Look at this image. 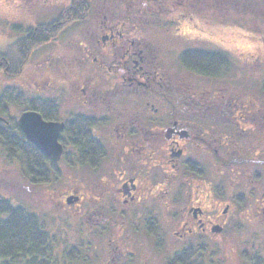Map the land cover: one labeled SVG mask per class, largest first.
Segmentation results:
<instances>
[{
	"label": "flooded vegetation",
	"instance_id": "af4514ba",
	"mask_svg": "<svg viewBox=\"0 0 264 264\" xmlns=\"http://www.w3.org/2000/svg\"><path fill=\"white\" fill-rule=\"evenodd\" d=\"M52 1L51 5L58 4ZM80 1L83 7L79 19L65 25L53 23V27L63 26L61 30L71 23L85 25L83 40L78 43L79 50L64 59L56 56L65 62L59 66L54 64L55 58L50 55L42 58L39 73L26 82L27 86L36 88L31 89L36 96L24 97L23 102L27 103L26 110L40 113L45 121L64 125L59 136L63 147L59 161L38 150L57 163V169L63 160L70 167L101 171L104 162L108 161L109 171L96 187L73 186L60 191L57 194L59 203L73 207L81 201L89 203L92 198L99 205L110 204L111 211L122 210L121 214L130 219L132 229L139 237L151 238V249L163 250L164 239L168 237L185 242L193 235L203 237L210 232L216 233L215 229H222L229 220L233 204L223 202L217 196L215 181L211 180L206 168L213 165L218 157L217 143L223 144L225 136L229 138L228 134L232 135L227 125L237 116L242 124L252 126L251 122L258 119L261 110H253L244 101L238 102L233 109L231 99L223 90L220 96L225 101H220L215 110L218 111L217 116H224L226 121L216 124L204 118L207 113L213 115L214 110L207 108L201 115L202 107L186 101L185 97L190 96V87L184 85V73L194 75L198 80L214 77L204 71L197 73L183 63L185 50L202 48H181L177 51L171 41L160 42L149 36L154 25L163 21L176 22L165 17L163 20L166 7L160 1L154 0L155 6L148 7L147 1L143 0V7L135 8L127 4L137 0H127V3L107 0L109 4L97 9L88 6L87 0ZM26 2L17 0L16 6L23 10ZM71 3L72 0H69L68 5L52 20L68 9ZM39 24L27 29L36 30ZM56 39L38 45L32 53ZM228 70L221 67L217 74L228 73ZM55 86L63 89H54ZM6 90L9 92L10 89ZM78 123L92 125V135L100 143L95 167L92 164L71 165L65 160L70 155L71 161L78 154L77 147L72 151L64 143L67 130L70 138L73 135L74 139L78 138L75 130ZM240 129L246 130L244 127ZM259 132L252 133L256 135ZM67 152L70 154L67 155ZM233 152L236 150L227 148L221 155L232 156ZM222 162L227 163L226 159ZM164 165L168 168L165 169ZM219 165L222 163L219 162ZM200 181L208 183V187L193 192L191 185L196 183L199 187L197 182ZM172 184L177 187L175 191L170 189ZM260 200L263 205L256 214L262 219L264 193ZM237 201L242 202L240 198ZM178 215L182 217L178 219ZM99 217L103 214H98ZM173 223L180 232L170 229ZM120 235H127L125 225L121 224L115 233L113 231L108 236L109 244L116 251L125 248L137 264H151L146 259L137 260L136 243L129 241L126 243L128 246H124L123 239L119 240ZM53 238L57 241L55 236ZM144 245L141 244V247ZM184 245L176 249L177 264L186 261L189 264H205L206 249L203 246L194 245L191 241ZM170 257L165 264H169Z\"/></svg>",
	"mask_w": 264,
	"mask_h": 264
},
{
	"label": "rangeland",
	"instance_id": "374dc122",
	"mask_svg": "<svg viewBox=\"0 0 264 264\" xmlns=\"http://www.w3.org/2000/svg\"><path fill=\"white\" fill-rule=\"evenodd\" d=\"M16 1L0 0V49L22 36L28 27L52 22L54 15L69 3V0H54V3L58 4L51 5L52 0H27V8L24 7L23 11L16 6ZM120 1L127 3V0ZM146 1L148 7L155 6L154 0ZM158 1L166 7L163 20L165 17L176 22L163 21L154 25L149 34L151 38L160 42L169 40L176 45L177 51L190 47L209 51L221 49L227 57L228 73H207L214 77L212 79L202 77L203 79L198 80L194 75L184 73V85L190 87V96L185 97L186 101L202 107L201 115H204L207 108L214 110L213 115L207 113L204 118L216 124L226 121L224 116H217L218 111L215 110L220 101H225L220 96L223 90L231 99L233 109L236 104L244 101L251 105L253 110H261L258 119L251 122L252 126H245L237 116L227 125L232 135L228 134L229 138L225 136L226 141L223 144L217 143L218 157L213 165L206 168L211 180L215 181L217 196L223 202L233 204L231 215L221 232H210V235L203 237L193 235L185 239V242L179 238L168 237L164 239L163 250L151 249V238L139 237L133 231L130 219L121 214L122 210L111 211L110 204L99 205L92 198L89 203L81 201L73 207L58 201L57 194L65 188L96 187L101 177L109 171L108 161L104 162L105 166L101 171H96L88 167H70L62 160L58 167V176L49 183L38 184L29 180L16 159H8L0 145V198H10L15 205L36 213L44 220L47 230L57 239L54 258L58 260V264H137L135 258L126 253L125 248L121 247L116 251L114 246L109 244L108 236L112 235L113 231L115 233L121 224L125 225L127 235H120L119 240L123 239L124 246H128L126 243L129 241L135 242L138 251L136 253L139 255L137 260L146 259L151 264H165L166 260L175 254L176 249L187 245V241L206 249L205 264H247L243 253L264 254V217L259 219L256 214L262 208L260 198L264 193V0ZM109 3L107 0H87V5L94 9ZM143 3V0H137L130 1L127 5L137 8L143 7ZM177 26L181 29H176ZM84 27L83 24L71 23L60 30L59 35L57 33L58 36L54 37H57L54 42L41 46L31 54L19 74L9 75L0 70V94L7 95L6 89H10L9 93L13 92L12 98L20 97V102L25 101L24 97H35L36 93L31 89L36 88L27 86L26 82L39 73L41 59L50 55L55 58V65L64 64L58 57L64 59L79 50L78 43L83 40ZM250 55L252 57H246ZM221 67L223 66L212 69ZM54 89L63 88L55 86ZM7 107L0 114L2 122H6L5 125L17 120L21 113L28 109L27 103L21 105L19 102L8 103ZM238 108L240 109L241 105ZM242 127L246 130H241ZM252 132L259 133L254 135ZM66 145L72 151L76 147L67 142ZM227 148H233L236 152H233L232 156L224 157L221 153ZM68 154L70 153L67 152ZM68 158L70 155L65 160ZM223 159H226V164H223ZM219 162L223 166H220ZM164 168L167 169L168 166L164 165ZM157 181H160L159 178ZM174 184L170 189L175 191L177 187ZM197 184L199 187L196 183L191 185L193 192L198 188L208 187L206 182L200 181ZM238 197L242 202L237 201ZM101 213L103 217L98 218ZM182 216L177 217L179 219ZM186 220H189L187 216ZM175 224H171L170 229L180 232ZM144 243L142 248L141 244ZM72 247H75L76 255L81 257L73 263L67 261L65 254Z\"/></svg>",
	"mask_w": 264,
	"mask_h": 264
},
{
	"label": "trees",
	"instance_id": "16d2710c",
	"mask_svg": "<svg viewBox=\"0 0 264 264\" xmlns=\"http://www.w3.org/2000/svg\"><path fill=\"white\" fill-rule=\"evenodd\" d=\"M83 4L80 0H72V3L56 19L48 24H39L36 30L26 29L22 36L17 37L9 45L0 49V70L6 74H19L23 66L28 62L32 51L38 46L47 43L54 38L63 26L53 27V23L65 25L75 19H79ZM60 33V32H59ZM58 33V34H59ZM185 67L193 68L196 72H214L227 65V57L223 50L214 51L204 49H187L182 54ZM212 67V68H209ZM217 71V72H216ZM203 72V73H204ZM214 74V73H212ZM264 90V82H263ZM10 91V90H9ZM13 92L7 95L0 94V114L8 103L20 102L19 98H12ZM16 99V100H15ZM5 101V103H4ZM3 106V107H2ZM2 107V108H1ZM0 115V145L5 150L8 159L17 160L25 175L33 183L43 184L51 182L58 176L57 163L42 155L33 143L28 141L25 134L19 128L15 119L8 125L2 122ZM92 125L78 123L75 125L78 138L74 135L70 138L69 130L65 133L64 143L77 147L78 154L70 161L71 165L96 166L98 162L99 141L91 132ZM57 242L48 233L44 220L36 213L22 206L15 205L9 198H0V261L1 264H58L54 258ZM79 252V251H77ZM81 254V252H79ZM67 261L77 262L81 259L76 255L74 248L66 251ZM247 264H264V254L255 252L251 255L243 253ZM249 260V261H248ZM179 262L177 254L170 257L169 264ZM186 261L183 264H189Z\"/></svg>",
	"mask_w": 264,
	"mask_h": 264
},
{
	"label": "water",
	"instance_id": "95a60500",
	"mask_svg": "<svg viewBox=\"0 0 264 264\" xmlns=\"http://www.w3.org/2000/svg\"><path fill=\"white\" fill-rule=\"evenodd\" d=\"M17 122L26 138L42 153L54 161L61 159L63 147L59 136L64 126L62 123L47 122L40 113L34 110H26L21 113ZM215 231L219 232L221 229L216 228Z\"/></svg>",
	"mask_w": 264,
	"mask_h": 264
}]
</instances>
